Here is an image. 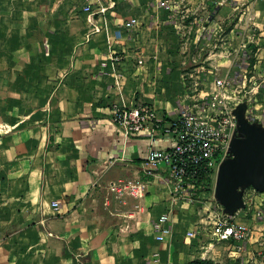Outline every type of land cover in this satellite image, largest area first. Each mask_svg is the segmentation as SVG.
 Wrapping results in <instances>:
<instances>
[{
  "label": "crops",
  "instance_id": "obj_1",
  "mask_svg": "<svg viewBox=\"0 0 264 264\" xmlns=\"http://www.w3.org/2000/svg\"><path fill=\"white\" fill-rule=\"evenodd\" d=\"M245 1L0 0V264H264L212 235L215 201L187 196L164 161L145 194L108 187L144 177L150 146L172 139L124 134L111 108L147 103L168 124L231 76L260 42Z\"/></svg>",
  "mask_w": 264,
  "mask_h": 264
},
{
  "label": "built area",
  "instance_id": "obj_2",
  "mask_svg": "<svg viewBox=\"0 0 264 264\" xmlns=\"http://www.w3.org/2000/svg\"><path fill=\"white\" fill-rule=\"evenodd\" d=\"M161 3L168 6L166 1ZM103 9L101 7L100 10ZM134 22L135 18L132 17L126 21V25ZM94 29L97 30L98 26L94 25ZM231 77H214L213 89L200 97L193 95L194 100L190 101L189 106H182L180 115L168 124L163 117L157 116L156 109L150 104L114 105L111 108L112 119L124 134H137L147 129L151 141L160 132L170 134L172 139L166 148L150 146L143 160L144 177L136 182H111L108 184L109 189L118 193L127 190L134 195L145 194L149 177H154L160 162L164 161L167 164L164 177L175 181L178 188L186 191V195L192 198L190 190L195 185L193 176L196 171L199 168L211 170L214 165L217 166L229 153V142L236 132L234 106L227 99L230 93H234ZM167 217L166 213L160 215L158 221L154 222V228L167 231L169 227L162 224ZM203 217L216 239H233L235 247L239 249L247 238V225L234 220L233 213L223 211V206L217 201L205 209ZM193 233L192 229L188 230V234Z\"/></svg>",
  "mask_w": 264,
  "mask_h": 264
},
{
  "label": "rangeland",
  "instance_id": "obj_3",
  "mask_svg": "<svg viewBox=\"0 0 264 264\" xmlns=\"http://www.w3.org/2000/svg\"><path fill=\"white\" fill-rule=\"evenodd\" d=\"M244 15V22L247 23L244 29L248 28L251 34L249 36L259 37L260 42L258 43V40L255 39L249 51L244 50V53H240L239 57L233 60L239 66L232 71L231 87L234 93H230L227 99L234 108L238 103H244L245 114L249 119L263 125L264 66L258 65L256 62L260 58L264 60V49H260L264 47V0H246ZM217 168L218 164L211 169V181L207 188L202 189L197 185L192 186L190 190L192 196L203 193L205 198H211L213 201L218 202L213 192ZM241 190H243L245 206L233 212V219L247 225L249 229L247 238L250 236L252 229H257L255 225L260 227L258 228L260 231L259 238L255 240L257 242L256 246L251 247L253 242L248 247V239L243 242L244 255H264V191L256 190L251 185L244 186Z\"/></svg>",
  "mask_w": 264,
  "mask_h": 264
},
{
  "label": "water",
  "instance_id": "obj_4",
  "mask_svg": "<svg viewBox=\"0 0 264 264\" xmlns=\"http://www.w3.org/2000/svg\"><path fill=\"white\" fill-rule=\"evenodd\" d=\"M233 111L236 132L229 142V154L218 164L213 189L223 211L229 213L245 206L242 187L264 191V125L246 117L244 103Z\"/></svg>",
  "mask_w": 264,
  "mask_h": 264
},
{
  "label": "trees",
  "instance_id": "obj_5",
  "mask_svg": "<svg viewBox=\"0 0 264 264\" xmlns=\"http://www.w3.org/2000/svg\"><path fill=\"white\" fill-rule=\"evenodd\" d=\"M210 172L211 170L209 169H204V168H199L195 175L193 176V182L195 185L199 186L202 189H205L209 186V183L211 181L210 177ZM199 263L198 261H192L191 264H197ZM202 264V263H200Z\"/></svg>",
  "mask_w": 264,
  "mask_h": 264
}]
</instances>
